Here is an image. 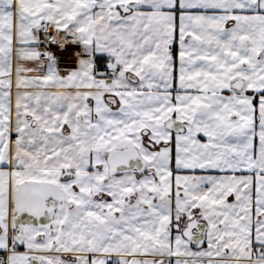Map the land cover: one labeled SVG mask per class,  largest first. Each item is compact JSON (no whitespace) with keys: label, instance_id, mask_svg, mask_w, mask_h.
<instances>
[{"label":"snow or ice","instance_id":"snow-or-ice-1","mask_svg":"<svg viewBox=\"0 0 264 264\" xmlns=\"http://www.w3.org/2000/svg\"><path fill=\"white\" fill-rule=\"evenodd\" d=\"M0 264H264V0H0Z\"/></svg>","mask_w":264,"mask_h":264}]
</instances>
